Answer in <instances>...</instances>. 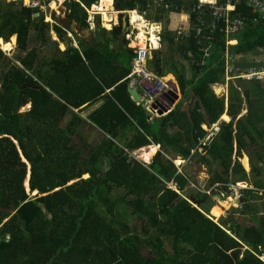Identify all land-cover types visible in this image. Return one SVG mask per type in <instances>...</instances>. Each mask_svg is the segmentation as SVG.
I'll use <instances>...</instances> for the list:
<instances>
[{"label": "trees", "instance_id": "obj_1", "mask_svg": "<svg viewBox=\"0 0 264 264\" xmlns=\"http://www.w3.org/2000/svg\"><path fill=\"white\" fill-rule=\"evenodd\" d=\"M99 1L66 3L70 23L89 28V13L82 5L90 10ZM151 2L114 0V7L142 11ZM169 2L191 14V28L179 40L175 32L165 31L167 49L154 53L152 65L162 76L175 75L182 98L169 114L152 119L146 106L127 93L126 77L135 54L124 36L129 24L122 23L123 15L111 30L102 28L98 17L93 41L56 21L53 29L67 47L56 58L60 42H49L51 24L44 13L0 0V39L16 35L19 51L11 60L0 50L5 62L0 65V264H264V216L259 207L244 196L238 209L241 219L231 216L219 224L207 214L214 206L207 207L208 194L194 195L200 201L196 207L191 196L182 193L188 183L174 163L178 157L217 163L221 169L208 187L218 183L226 189L249 181L240 160L234 159V140L238 157L251 144H263L264 149V80L239 81L244 97L231 84L229 107L214 88L226 83L230 56L239 69L260 66L251 58L264 53V15L254 14L244 0L237 12L247 17V25L229 37L220 28L213 30L207 6L192 10L198 0ZM199 16L206 24L201 35L195 29ZM151 26L153 47L160 46L161 26ZM33 29L35 47L30 44ZM230 38L237 43L229 44ZM47 42L56 51L47 49L51 54L41 57L40 46ZM175 53L189 63L179 72L168 69L166 55ZM126 60L129 65L123 64ZM188 100L192 106L185 111ZM100 101L101 107L87 118L81 115ZM28 104L31 108L22 112ZM226 113L230 121H222L212 142L203 145L208 135L203 125L210 127ZM88 129L99 130V143H87ZM153 145L164 153L151 165L133 155L141 151L143 158ZM201 148L215 160L202 156ZM21 152L31 165L29 186ZM251 157L252 173L260 175L264 156L258 151ZM249 216L256 225H244Z\"/></svg>", "mask_w": 264, "mask_h": 264}, {"label": "rangeland", "instance_id": "obj_2", "mask_svg": "<svg viewBox=\"0 0 264 264\" xmlns=\"http://www.w3.org/2000/svg\"><path fill=\"white\" fill-rule=\"evenodd\" d=\"M11 1L16 2L17 3V7L24 6L25 3H26L25 0H11ZM29 1H31V0H29ZM43 1H44L43 4H46V5H43L42 11L44 13V16H46V22H49L51 24V27H50L51 38H50L49 42L51 40H57L58 39V34L53 29V25H52L56 21L59 24L63 25V26H71V28L75 29L78 32L79 36H84L87 40H90V41H93L94 36L96 34H98V31H99L98 30V17L101 20L100 26L102 28L107 29L104 26V22H103L104 21V15H102V14H98L96 12L90 11L89 12V18H88V20L90 22V27L89 28L79 29L77 27V24L72 23V22L70 23L69 18L66 17L65 10H64L65 5H64L63 1L62 2H61V0H43ZM53 3L57 4V6H58V8L56 10L52 9V4ZM110 10L112 12H115V14H117V16H118V13H122V12H118V11L115 10L114 0H113L112 8ZM111 11H108V14H109L108 16L112 15ZM154 14L157 15V13H155V12H154ZM53 15H55L56 17H54ZM162 16H163V19H160V21H156L155 17L151 16V17L154 18L152 20V22H155L156 24L160 23V25L163 22L168 30L175 29V27L179 24L180 19H181L180 13L178 11H176V10L170 11L169 13H166V14H164ZM49 18H50V20H49ZM117 20H118L117 23L111 22L113 24L110 27V29H107V30H111L114 25L118 24L120 19H117ZM121 21H122L123 24H126L127 19H126L125 13L122 16ZM129 23H130V21H129ZM150 24L152 25L153 23H150ZM136 30L138 31V29H136ZM148 32H149V30H148ZM149 35L150 34L148 33L147 40H146L147 42L150 39ZM14 36L15 35H13L11 38H13ZM66 36H68V38L70 36L73 38V34L71 32H69V31L67 32ZM11 38H10V40H11ZM151 40L153 41V44H155L156 37L154 36V38H152ZM13 41H15V39ZM75 41H74V43H75ZM49 42L46 43V46H42V45L40 46V49H39L40 50V54L39 55L41 57H44V56H47V55L51 54V53H48L47 49L53 51V53L56 51L55 50L56 49L55 45L53 43H49ZM147 42H146V45L143 46L141 43H139L136 40V43L138 45L142 46V47H146L147 46ZM165 43H166V41H165ZM16 44H17V36H16L15 45L13 43L14 49L12 51H4L2 49V47H1V44H0V50L6 55L7 58H9L11 60H14V58L19 55V51H18V49L16 47ZM30 44H31L32 47H35L38 44V42L35 39V31H34V29L31 31ZM131 44H132V42H131ZM137 44H136V46H137ZM165 45H164L163 51H166V49H167V46H165ZM60 46H61V44H59V47ZM157 47H159L158 44H157ZM166 58H168V60H169V63H168L169 64V66H168L169 70H170V68H172V70L175 69L177 72H179L184 67L183 63L185 65L189 66V63L187 61H183V63L180 61L181 55L179 53L178 54L175 53L174 56H172L171 54H167ZM251 60H252V63L260 65V66H256V67H261L262 65H264V53H262L261 55H258L256 57L254 56V58L252 57ZM4 63H5L4 60H0V65H2ZM168 79L170 80L172 78L168 77ZM175 79H176V77H175ZM239 81L240 80H234L231 83L229 81H227L226 83L221 84V85H217L214 88V92H215L216 96L219 97V98L225 99L226 102H228L227 103V107H229V100H230L229 94H230V85L231 84H234L239 89V91L241 93V96L244 97V95H243L244 91L242 90V87H241V84L239 83ZM181 98H182V95L180 93L179 100H177L172 106H171V104H172L173 98L163 97L162 98V102L166 105V109H168V111H172L176 107L178 102L181 100ZM189 102H190V100H188L186 102V104L183 106V110L189 111L190 107L192 106V104L190 106L187 105ZM144 105L146 106V105H148V103L145 102ZM247 107L248 106L245 103V108H247ZM28 108H30V104L27 105L26 107L22 108V112L27 111ZM246 111H247V109L244 110L243 112L245 113ZM81 115L82 116L84 115L83 117L85 118V116L88 115V111L84 110V112H81ZM151 115H152L151 116L152 119H154L156 117H163V116H161V114L159 112H156V111H152ZM229 118L231 119V117H229ZM224 120L225 119L222 118V116H221V119L217 122V125L221 124V122L224 121ZM228 121L226 120V122H228ZM204 127L206 128V130H208V135L206 136V139H204L202 142H203V145H209L210 141H211V137L213 135H214L213 137H215V135L219 131L218 132L213 131L212 130L213 126L212 127H208V126L204 125ZM133 135H135V133L132 132L130 134V136H129V140L132 139ZM84 136L87 139V143L93 144L94 141L96 143L100 142L101 134L99 133V130H97L96 132L93 133V131H91V129H88L87 130V134L84 135ZM249 143H250V141H249ZM251 145H253V146L248 147V149L244 151V155L242 153V156L238 157V143H237V140L235 139L234 140V149H235L234 159L239 158V160L243 161V157L245 158V157L248 156L247 158H248V163H249V161L253 160L252 157H251V154H253V158L255 159L258 151L260 152V155L264 156V149H261L263 147V144H251ZM154 146H158L157 147L158 148L157 154L161 153V151H162V153H164V151H163V149H162V147L160 145H153V146L150 147V149L152 147H154ZM140 152L141 151L133 153V155L136 156L137 160L144 161L147 165H151L153 163V161H154V158L157 155V154L154 155L151 158V160H148L146 158V155H145V153L147 151H145L143 153V158H142V155H141ZM194 153H195V151H192V154H194ZM199 153L202 156H204V157H206L208 159L215 160L213 155L212 156L209 155L208 152L204 148L199 149ZM174 156L175 155H170V156H167V157L171 159ZM178 159H181V158L178 157L177 159H175L174 163H175L179 173H182V174H184L186 176V180H187V183H188L186 185V187L184 188V190L182 191V193L187 195V196L190 195L193 198H194V195L197 196V195H201V194H205V193L208 194V200L206 201L207 202L206 205H207V207H209L210 204H214V206H213V209L211 210L212 212H210V210H209V212L207 214H208L209 217L213 218L219 224H220L221 219H227V217H231V216L241 219L238 209L242 206L243 202L235 203L232 200V198H239V199L242 198L243 199L244 196H248V198H250V204H252L253 206L259 207L260 211H264V189H260L259 190V189L255 188L256 187V183H254V181H260L264 185V164H261L262 174H260V175H255V174H253L251 172V169H252L251 168V163H249V168L248 169L244 166V169H246V171L249 173V178L251 177V181L252 182L251 181H248V182H237L235 185H229L228 188L225 189V185L224 184H218V183H215L211 187H208L210 185L211 179L214 178L213 174L215 173V175H217L216 169H221L217 163L212 164V165H207V164L201 163L200 161H196L197 158H193V159H189V160H186V161L182 160L181 161L182 163L178 165L177 164V160ZM253 161H255V160H253ZM242 164H243V162H242ZM30 166L28 165V168H29L28 175L31 172V167ZM84 177H87V175H85ZM169 186L177 188L176 187L177 185H174L173 183H170ZM226 186H227V184H226ZM251 188L252 189L255 188V189L252 190V193H248V194H243L242 195L243 192L241 190L251 189ZM217 194H221L222 197L220 198ZM195 200L199 201V199H196V198H195ZM225 200L229 201V204L227 202H225ZM190 201L192 202L193 205L197 206L196 202H193L192 200H190ZM222 206H224V209H222ZM232 208H236V210H233ZM253 222L254 221L251 220V216H249V217H246V219L244 220V225H246V226L253 225ZM261 259H263V261H264V256Z\"/></svg>", "mask_w": 264, "mask_h": 264}, {"label": "built area", "instance_id": "obj_3", "mask_svg": "<svg viewBox=\"0 0 264 264\" xmlns=\"http://www.w3.org/2000/svg\"><path fill=\"white\" fill-rule=\"evenodd\" d=\"M229 1L230 3L226 5L217 4V2L214 1L212 4H210V14L213 20V25H211L213 27V30L220 28L222 33H225L229 35V37H231L232 35L239 33L244 28V26H246L247 17L241 16L240 14H233L236 6L232 5L231 3L234 1L238 2L239 0ZM203 4L204 3L202 2L200 5H198V7H194L193 11H202ZM247 5L253 7V13L258 12L264 15V0H247ZM82 6L86 8L84 5ZM28 7L42 8L43 5L41 4V0H36L31 1L28 4ZM171 8L172 5L170 4L169 0H153V2L148 5V9L143 11L137 9L135 11L138 12L141 17H143V19L150 22V20H147V18L149 17L151 12H164L171 10ZM189 20V17H186L185 21ZM205 26V20L202 18V16H199L197 19V27L195 28L196 34L201 35L202 29L204 30ZM210 27L207 26L206 29ZM185 31V25H181L178 28L177 40H179L184 34L188 33ZM124 33L125 37L129 39L133 34V25L130 24L129 27H126ZM159 38L160 40H162L161 35H159ZM150 49H153V44L151 43L150 47H138V49H136L135 53L137 56L135 60H133L129 78L133 79V84L140 85L144 89L146 98L150 103L154 104L152 106V109L156 112H160L162 110V107L158 103V100L167 92L168 83L164 80V78H161L155 73L149 71L148 60L150 57ZM229 60L231 61L232 58H229ZM232 73H234V68L231 66V63H229L228 74L231 75ZM261 76L262 73H259L255 69H250L246 74H240L238 78L258 79L261 78ZM215 129H218V127H215Z\"/></svg>", "mask_w": 264, "mask_h": 264}, {"label": "clouds", "instance_id": "obj_4", "mask_svg": "<svg viewBox=\"0 0 264 264\" xmlns=\"http://www.w3.org/2000/svg\"><path fill=\"white\" fill-rule=\"evenodd\" d=\"M31 1H36V0H31ZM30 1V2H31ZM70 0H63V2H64V5H65V7H66V3H68ZM214 1H216L217 2V4H220L219 3V0H211V1H202V0H198V2H199V4L198 5H200L202 2L204 3L203 4V7H208V9H209V12H210V4H212ZM244 0H239L238 2H236V1H234V2H232L231 4L232 5H235L236 6V9L233 11V14L234 15H238V14H240L241 16H243L241 13H239V12H237V7H238V5H240L242 2H243ZM29 2V3H30ZM152 2H153V0H152ZM240 2V3H239ZM28 3V4H29ZM44 3V1L43 0H41V4L42 5H46V4H43ZM99 3V2H98ZM228 3H230V1L229 0H227V3L226 4H228ZM28 4H26L25 3V5H24V7H28ZM225 4V5H226ZM246 4H247V0H246ZM149 5V4H148ZM94 6V5H93ZM92 6V7H93ZM83 7V6H82ZM198 7V6H197ZM28 8H32V7H28ZM43 8V7H42ZM42 8H32V9H40L41 11H42ZM67 8V7H66ZM66 8H64V10H65V15H66V17H67V15L70 13V11H68V8L66 9ZM87 8V7H86ZM194 8V7H193ZM193 8H192V10H193ZM147 9H148V6H147ZM173 8H171V10H172ZM137 10V9H136ZM144 10H146V9H144ZM171 10H169V11H164V12H162V11H160V12H162V15L163 14H166V13H169ZM87 11H88V13L90 12V11H93L92 9H88L87 8ZM131 11H135V10H131ZM131 11H128V12H124L125 13V16L127 17V19H128V24L129 25H127L126 27H129L130 26V23H129V17L126 15L127 13H130ZM143 11V10H142ZM97 12H100V11H97ZM154 12L155 11H153V12H151V14L149 15V17L147 18V20H150V21H152L153 20V17H151V16H153L154 15ZM42 13H43V11H42ZM155 13H158V12H155ZM37 14H39L40 15V13H37ZM255 14V13H254ZM38 15V16H39ZM34 16H37L36 14L34 15ZM186 17H189V21H185V19H183L182 20V22L180 23V26L181 25H185L186 26V31L185 32H188V33H186V35H188L189 34V31H190V28H191V14H189L188 13V16H185L184 18H186ZM246 17V16H245ZM55 23V22H54ZM246 25H247V23H246ZM179 26V27H180ZM125 27V28H126ZM179 27H175L176 29H172L171 31H173V32H175V34L177 35L176 36V39H177V37H178V33H177V30H178V28ZM168 29L165 27L164 28V34H165V31H167ZM221 32V31H220ZM164 34H163V45H164V42H165V38H164ZM234 35H236V34H234ZM125 36V35H124ZM137 36V35H136ZM136 36H131L129 39L128 38H126L125 37V39L126 40H128V46L130 47V49L133 51V54H135V56H133V58L131 59V63H130V72H131V68H132V63H133V60H135V58H136V53H135V51H136V49H138V47H142V46H140V45H137V46H132L131 45V42H133V41H135L136 40ZM1 40V39H0ZM58 41H59V39H57ZM232 41V42H231ZM60 42V41H59ZM150 43L151 44H153V41L152 40H148V42H147V46L148 47H150ZM228 43L229 44H234V43H237V40L235 39V38H230L229 39V41H228ZM163 45H162V47H163ZM156 49H155V47H153V49H150V57H149V60H148V69H149V71H151L152 73H155L156 75H158L159 77H161V78H164V80L168 83V90H167V92L158 100V103L160 104V106L162 107V110L159 112L160 114H161V116H166L167 114H169L171 111H168V112H166V110H168V109H166V105L162 102V98L163 97H166V98H173V100H172V104H171V106L174 104V97H172L171 95L170 96H167V94L169 93V91L171 90L170 89V83L171 82H175V81H177L176 79H175V81H171V79L170 80H168V75L167 76H162V75H160V74H158L155 70H154V66L152 65V61H153V59H154V57H153V52L155 51ZM229 58H232V56H230ZM232 60H231V66L234 68V73H232L231 75H229L228 74V67H227V71H226V81L225 82H227V81H229L230 83L231 82H233L234 80H240V81H262V80H264V67L263 66H261V67H256V66H252V67H249V68H246V69H239L238 67H236V66H234L233 64H232ZM228 66H229V64H228ZM250 69H255L256 71H258L259 73H262V76H261V78H255V79H246V78H238V76L240 75V74H246ZM130 72H129V74H130ZM129 74L127 75V80H128V82H131V85H133V86H135V89H137V88H141L142 89V91H143V94H141V96H142V101H136L135 99H133V100H135V102L139 105V106H141V105H144V103L145 102H147L148 103V105H146V108H147V110H148V112L151 114V112L152 111H155V110H153L152 109V106L154 105V104H152V103H150L149 102V100L146 98V96H145V92H144V89L140 86V85H136V84H133V79H131V78H129ZM173 75V74H172ZM175 77V76H174ZM177 83V85L179 86V84H178V82H176ZM179 89H180V86H179ZM180 93H181V90L179 91V95H180ZM182 95V94H181ZM216 95V94H215ZM133 98V97H132ZM229 98H230V94H229ZM180 102V101H179ZM178 102V103H179ZM228 103V102H227ZM29 105V104H28ZM30 108H31V104H30ZM30 108H28V109H30ZM246 113V112H245ZM244 112H243V114H241V115H244L245 114ZM227 114V113H226ZM225 115V114H224ZM224 115H222V116H224ZM221 119V118H220ZM224 121H226V119L224 120ZM228 121V120H227ZM230 121V120H229ZM204 125H206V124H204ZM203 125V126H204ZM207 126V125H206ZM213 126V128H212V130L213 131H215V132H218V131H220V129H221V127H220V124L219 125H217V122L216 123H213L210 127H212ZM215 127H218V129H215ZM205 128V127H204ZM206 129V128H205ZM216 134V133H215ZM214 136V135H213ZM211 137V139H214V137ZM212 142V141H211ZM210 142V143H211ZM239 159V158H238ZM182 160V159H181ZM241 162V161H240ZM244 202V201H243ZM262 258V257H261ZM263 260V259H262Z\"/></svg>", "mask_w": 264, "mask_h": 264}, {"label": "bare ground", "instance_id": "obj_5", "mask_svg": "<svg viewBox=\"0 0 264 264\" xmlns=\"http://www.w3.org/2000/svg\"><path fill=\"white\" fill-rule=\"evenodd\" d=\"M202 1H208V0H202ZM209 1H211V0H209ZM29 2L30 1L27 0L26 3L28 4ZM61 2H62V0H61ZM112 5H113V0H100L97 5H94V7H92L93 12H96V13H98L97 11H100L99 13L102 12L101 14L104 15V21H103L104 26L107 27L108 29H110V27L113 24L111 22L117 23V14H115V12H112L110 10L112 8ZM53 8L57 9L58 6L56 4H54ZM108 11L112 12L111 16H108L109 15ZM129 21H130L131 25H133V28L138 29V32L136 33V35H137L136 40L139 43H141L143 46L146 45L147 35L149 33L148 30L151 29V24H150L151 22H148L145 19H143V17H141V15L136 11L130 12ZM0 44H1V47L4 51H12L14 49V45L12 42H7V41L1 39ZM5 45H10V47H5ZM222 117H224L226 120L230 119L228 114H225ZM157 152H158V148L156 146L152 147L151 150L146 154V158L148 160H151V158L154 155H156ZM181 161H182L181 159H178L177 164L178 165L181 164L182 163ZM242 162H243L244 166L248 169L249 168L248 158L243 157Z\"/></svg>", "mask_w": 264, "mask_h": 264}, {"label": "crops", "instance_id": "obj_6", "mask_svg": "<svg viewBox=\"0 0 264 264\" xmlns=\"http://www.w3.org/2000/svg\"><path fill=\"white\" fill-rule=\"evenodd\" d=\"M63 1V0H62ZM53 5H54V3L52 4V9H54L53 8ZM57 5V4H56ZM97 5V4H96ZM94 7V6H93ZM64 8H66V7H64ZM67 9V8H66ZM54 10H56V9H54ZM174 10H176V11H178L179 13H180V17H181V19H180V22H179V24L177 25V27H179L180 26V23L182 22V20L183 19H186V18H184L185 16H188V12H185L184 11V9L183 8H173L171 11H174ZM118 12H122V13H118ZM117 13H118V16H117V19H119V15H123L124 13L123 12H128V11H118ZM98 14H101V13H99L98 12ZM159 14H161L162 15V12H158L157 13V15L156 14H154L153 16L155 17V20L156 21H160V20H158L157 19V16L159 15ZM128 17H130V13H127L126 14ZM164 15V14H163ZM126 19H127V17H126ZM154 19V18H153ZM49 20H50V18H49ZM128 20V19H127ZM118 21V20H117ZM151 23H153V24H156L155 22H152V21H150ZM115 24V23H114ZM131 24V23H130ZM157 25H160V23H158ZM161 26V31H159L158 32V36L159 35H161V37H162V40H160V42H161V45L159 46V47H155V51L153 52V57H154V53H156V52H162V50L164 49V45H165V42H164V45H163V34H164V28L166 27L165 26V24L162 22V24L160 25ZM107 28V27H106ZM108 29V28H107ZM176 29V28H175ZM138 31L135 29V28H133V34L131 35V36H136V33H137ZM15 37V41L13 42V40H12V38H11V40L10 41H7V42H12V43H14V45H15V42H16V35L14 36ZM137 37V36H136ZM150 40H151V38H150ZM133 43H135V45H136V40L135 41H133ZM60 44H61V46L59 47V49H60V51L61 52H58L57 53V55H56V58H61L62 57V53L65 51V50H67V47H66V45L63 43V42H60ZM74 45L76 46V47H79L78 46V43H77V41H75V43H74ZM138 45V44H137ZM162 45H163V47H162ZM110 47H113V45L112 44H110ZM123 49H124V47H123ZM123 64H125V65H129V61L128 60H126ZM169 76L168 77H171L172 79H171V81H175V77H174V75H172V74H168ZM127 79V78H126ZM175 82H177V81H175ZM129 89H133V90H137L139 93H141V94H143V91H142V89L141 88H137V89H135V86H133V85H131V82H128V89H127V93H128V90ZM109 92V90H107L106 91V93H108ZM128 95H129V93H128ZM129 97L133 100V98H132V96L131 95H129ZM133 101H135V100H133ZM103 104V101H100V102H98L97 104H95L93 107H87V108H85L84 110H87L88 111V115L91 113V112H93L94 110H96V109H98L99 107H101V105ZM89 109V110H88ZM83 110V111H84ZM87 115V116H88ZM229 115V114H228ZM84 116V115H83ZM87 116H85V118L87 117ZM230 117V116H229ZM222 118H224V117H222ZM225 119V118H224ZM156 147H158V146H156ZM151 150V149H150ZM149 150V151H150ZM149 151H147L146 153H145V155L149 152ZM243 155H244V152H243ZM247 156V155H246ZM248 157V156H247ZM241 161V160H240ZM241 163H242V161H241ZM249 163H251V168H253V160H251V161H249ZM242 166H243V168H244V165L242 164ZM246 170V169H245ZM247 172V171H246ZM251 172H252V169H251ZM248 173V172H247ZM253 174H255V173H253ZM262 174V173H261ZM256 175V174H255ZM248 176H249V173H248ZM249 181H251V177L249 178ZM252 182V181H251ZM256 182H258V184H259V186L257 185V183ZM254 183H256V187L255 188H257V189H264V185L262 184V182H260V181H254ZM255 188H253V189H255ZM252 188L251 189H244V190H253ZM242 191V190H241ZM36 192V191H35ZM243 194H245V193H242V195ZM234 199L235 198H232V200L234 201ZM226 201V200H225ZM228 204H229V201H226ZM243 204V203H242ZM254 207H256V206H254ZM222 209H224V206H222ZM212 210V209H211ZM260 211V210H259ZM260 215L261 216H264V211H260ZM253 225H256L255 223H253Z\"/></svg>", "mask_w": 264, "mask_h": 264}, {"label": "water", "instance_id": "obj_7", "mask_svg": "<svg viewBox=\"0 0 264 264\" xmlns=\"http://www.w3.org/2000/svg\"><path fill=\"white\" fill-rule=\"evenodd\" d=\"M37 16L39 15V14H36ZM37 88H39V86H37ZM170 91H169V93L167 94V96H172V97H174V103L177 101V100H179V91H180V89H179V86L177 85V83L176 82H171L170 83ZM128 93H129V95H131L132 97H133V99H135L136 101H142V96H141V94L137 91V90H133V89H129L128 90ZM166 112H168V110H166ZM242 115H240V117H241ZM213 139H211V141H212ZM210 141V142H211ZM16 144H17V142H15ZM21 155H22V158H23V161L24 162H26L29 166H30V164L28 163V161L26 160V158L23 156V154H22V152H21ZM31 167V166H30ZM30 176H31V172H30V174L28 175V186H29V179H30ZM220 198L222 197V195L221 194H217ZM190 200H192L193 202H196V204H197V206L196 207H199V204H200V201H197V200H195V198H193L192 196L190 197ZM244 200L242 199V198H235L234 199V202L235 203H237V202H243ZM191 202V201H190ZM192 203V202H191Z\"/></svg>", "mask_w": 264, "mask_h": 264}, {"label": "snow or ice", "instance_id": "obj_8", "mask_svg": "<svg viewBox=\"0 0 264 264\" xmlns=\"http://www.w3.org/2000/svg\"><path fill=\"white\" fill-rule=\"evenodd\" d=\"M25 2H27V0H25ZM12 39L14 40L15 38L13 37ZM5 47H10V45H5Z\"/></svg>", "mask_w": 264, "mask_h": 264}]
</instances>
